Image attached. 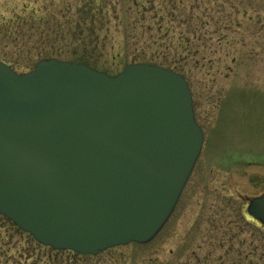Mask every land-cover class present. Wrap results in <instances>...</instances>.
I'll list each match as a JSON object with an SVG mask.
<instances>
[{
    "label": "water",
    "instance_id": "95a60500",
    "mask_svg": "<svg viewBox=\"0 0 264 264\" xmlns=\"http://www.w3.org/2000/svg\"><path fill=\"white\" fill-rule=\"evenodd\" d=\"M185 77L145 61L116 74L0 59V214L37 242L96 255L149 241L200 153ZM247 212L264 224V192Z\"/></svg>",
    "mask_w": 264,
    "mask_h": 264
},
{
    "label": "rangeland",
    "instance_id": "374dc122",
    "mask_svg": "<svg viewBox=\"0 0 264 264\" xmlns=\"http://www.w3.org/2000/svg\"><path fill=\"white\" fill-rule=\"evenodd\" d=\"M25 1L13 10L10 0H0V54L16 71L31 69L40 52L54 49L108 74L137 53L165 55L172 63V54L140 44L121 49L125 36L116 17L135 9L134 0ZM144 9L137 25L149 29L142 39L158 31L176 35L179 45L187 31L199 59L187 64L177 48L176 71L188 82L203 143L174 209L151 240L80 257L56 253L21 229L10 235L1 228L12 246L6 264H264V225L246 209L264 192V0H150ZM49 21L61 24L62 39L39 35Z\"/></svg>",
    "mask_w": 264,
    "mask_h": 264
},
{
    "label": "trees",
    "instance_id": "16d2710c",
    "mask_svg": "<svg viewBox=\"0 0 264 264\" xmlns=\"http://www.w3.org/2000/svg\"><path fill=\"white\" fill-rule=\"evenodd\" d=\"M14 0H10L9 3H12ZM145 2H150V0H134L133 1V5L135 6V9H133L132 7L127 8L125 11L123 10V16L122 17H116V18H120V23H122V32L124 33L125 36V44L123 46V51L125 53H127L126 50H128V48L130 46H138L143 45V47L145 49H152V50H160L163 53L166 54H172V64L171 61L169 60V57L167 56H163L162 58L159 56H153L151 58H148L147 56L143 55V53H137L134 54L131 59H129L130 62H135V61H146V62H150V63H155V64H161L164 66H168V67H172L174 70L178 69L176 67V63H174L176 60V58H178L177 55V48H179L180 50L184 51L185 55L181 54L182 56L179 57V60H185V62L187 64H194L196 65V63L199 61L198 57H195V54L197 52V46L193 45V43H191V41L189 40V36H187V31H181L180 33L183 34L182 39L179 40V45L176 42V35L171 36L166 38L164 36V32L163 34L160 32H155V34H151V32L147 33L146 37L144 39H142V35L143 32H145L146 34V30L149 29V27H144L143 26L141 28V32L139 30V27L137 25V22L139 21L140 18H144L142 15V12L146 11L147 9L145 8ZM25 5L27 4V2L25 0H22L20 2L19 5H17L16 3H12V9L17 10L16 8L19 6L21 7V5ZM21 9V8H20ZM26 9V8H24ZM16 12V11H15ZM114 14L116 16V12L114 11ZM140 17H138V15H140ZM103 15V14H102ZM95 16L94 13H92V17ZM138 17V18H137ZM3 18V17H1ZM10 19V18H9ZM103 19H105L107 21V18L104 17L103 15ZM8 20V19H7ZM206 21H203L201 25V27H203ZM159 29H161L160 26H157ZM63 27L61 26V24L57 21H53V23H51V21H49L48 23H44L41 25V27H39L40 32L39 35L44 39V40H48V41H56V39H62L64 36L63 33ZM79 28H81L80 26H76V29L78 30ZM82 29V28H81ZM91 30L93 28H90ZM8 30H12V28L10 27H5V32H7ZM169 30V28L165 29V32L167 33ZM176 34V32H175ZM75 38L77 40H79V37ZM135 38V39H134ZM86 45L90 44V43H86ZM128 47V48H125ZM42 53V54H41ZM124 53V54H125ZM39 59L40 58H47V57H56V58H60V59H68L71 61H79V62H88V60L86 58H81L80 56L78 57H66L63 54H61L58 50L54 49L51 52H40L39 54ZM203 58V57H202ZM0 59L6 61L7 63L9 62L7 60V58L5 57V55H1L0 54ZM204 59V58H203ZM1 228L5 229L10 235H13L14 230H17L19 232H21L19 230V228L12 223L9 219H7L6 217H4L3 215L0 214V230ZM22 233V232H21ZM31 238V237H30ZM31 240L34 242V240L31 238ZM10 248H12V246L10 245V240L7 237H4L1 235V231H0V264H6L8 263V260H10V253L9 250ZM54 250V249H52ZM56 253L60 252V253H65V252H69L75 256H87V255H81L78 253H74L70 250H54ZM13 254V253H12ZM19 254V253H18ZM20 257L25 260L24 258H28L29 255H25L24 253H20ZM14 255V254H13ZM36 262H38V259H35ZM52 260V259H51ZM34 262V263H36ZM40 264H45V263H40ZM48 264H56L55 260L50 261Z\"/></svg>",
    "mask_w": 264,
    "mask_h": 264
}]
</instances>
